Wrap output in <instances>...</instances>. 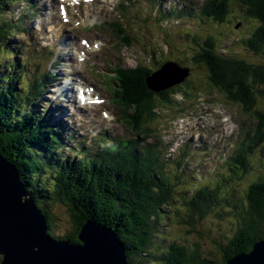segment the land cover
I'll use <instances>...</instances> for the list:
<instances>
[{"label": "trees", "instance_id": "trees-1", "mask_svg": "<svg viewBox=\"0 0 264 264\" xmlns=\"http://www.w3.org/2000/svg\"><path fill=\"white\" fill-rule=\"evenodd\" d=\"M6 4V0H0V6ZM234 4L245 7L247 17L262 23V27L247 45L254 53L264 55V0H206L204 10L207 15L214 16L215 22L223 24L228 20L229 14L237 11L230 10ZM4 14V8H0V20L3 21H0V152L17 167L25 190L45 218L50 239L81 244L78 238L80 228L90 221L116 234L125 248L127 264H225L240 253H249L255 243L264 239V167L253 169L247 159L255 154L258 146L264 145V111H255L257 116L254 118L259 125L257 129L248 131L262 135L258 139L259 145L252 140L241 142L234 158L238 165L227 168L230 174L223 172L217 175L211 185L204 183L191 187L184 184L180 189L176 188L182 184L180 177L166 176V166L162 165L153 147L150 150L147 146L141 148L139 155H135L134 162L131 157L123 156L122 160L114 164L100 159L98 165L96 158L84 157L78 164H73L71 170L64 172L58 159L54 161L51 158L64 157L65 150H50V136H45L43 130H40L43 118L38 117L39 113L34 106V96L44 89L42 86L46 80L41 81L40 75L31 73L30 63L27 64V72L13 55L16 51L10 45V37L14 27L10 28L13 24L4 19ZM203 34L189 32L186 36L193 39L196 49L194 52H183L182 48L186 55L180 58L179 52L176 60H180L179 63L185 66H180L182 69H189L187 73L190 71L192 75L205 76L210 87L223 92L228 102L239 106L249 116L258 101L264 99V63H248L235 54L226 56L220 51V37L217 39L213 35L207 37ZM188 59L196 64L187 66ZM167 62L176 63L174 60H165L159 65V69ZM149 75L154 74L143 71L137 81H128L122 93L126 95L129 92L145 108L150 109L144 119L128 122L139 141L144 140V135L152 136L156 133L148 125L155 108L153 101L160 99L165 105L171 104L170 95L164 96L168 90L160 88L155 94L148 92ZM180 78L184 76L178 75L173 79ZM26 80L28 89H19V84H25ZM125 103L124 101L123 104ZM251 108L253 110L248 111ZM139 122H142L141 126ZM42 126L48 127V124ZM159 138L155 137L156 142H159ZM42 141L45 143L42 144ZM54 141L55 138L52 142ZM60 141L62 142L61 139ZM251 142L254 145L249 146L250 149L245 152L244 147ZM65 147L67 154L73 155L69 147ZM44 150L50 151L47 157ZM142 153L149 155L143 163L137 160ZM62 163L65 166L67 160ZM232 164L233 160L228 162L229 166ZM247 176L252 181L245 187L244 201L236 200L233 210L225 215L218 209L219 204L228 202L231 206L230 200L238 197V193L231 189L232 184H243ZM194 177L199 178L198 175ZM52 204L66 205L73 221L70 222L74 224V228L68 233L61 235L54 232L56 225L51 212ZM210 215L220 222H225V218L231 216L237 226V230L233 231L235 234L225 237L223 243L210 240L216 247L213 258L199 249L198 245L193 250L182 237L163 239L167 242L166 246L164 243L158 244L162 238L158 229L169 216L173 221L176 220L184 234H196L203 239L204 234L196 226Z\"/></svg>", "mask_w": 264, "mask_h": 264}, {"label": "rangeland", "instance_id": "rangeland-1", "mask_svg": "<svg viewBox=\"0 0 264 264\" xmlns=\"http://www.w3.org/2000/svg\"><path fill=\"white\" fill-rule=\"evenodd\" d=\"M47 1V5L50 8V10H46L44 7L43 2H38V0H36V3L38 5L39 8H44L50 15L52 16H58V21L60 22V18H59V13H58V7L56 5V0H46ZM160 0H153L150 2V0H141L140 4H137L138 7H136V2L132 1V0H123V6L119 9V12L123 15V18H119L118 20H116L114 23L112 24H119L116 27L114 25L111 24V19L113 17H111L112 14H110V10L108 11L109 8H107V11H105V13L102 15V20H99L98 23L103 22V25L105 26L103 29V32H101L100 34H98L97 36L94 34L93 30L91 27H87L90 24V21H87L84 23V26L81 27H77L76 25H78L81 22V18H86L87 17V13L89 12L90 18L93 15L92 12H90V10L88 8H81V7H75L72 9L71 13L73 15V18H69L71 20L70 23L66 24L65 26V31L67 32V35H64L63 32L62 33V37L60 39H55L52 38V29H49L46 25L44 27H42L39 24V28L42 29L43 32L48 31L51 39L50 41H52V48L55 47H59L60 44L65 43L66 41V37H70L72 35L71 31L75 30V36L78 38V48H70V49H75L76 52L79 51L80 53H87V55H89V57L86 58L85 61V69L84 72L81 73V76L83 77V81L86 82L85 84L90 88V89H95L97 91H99V95L102 98L103 93L105 92V89L102 87L100 88L97 83L96 80L98 79L99 75L101 72H103V75H107V73L105 72H109L110 69H113L114 66L119 65L122 66V68L119 69V73L117 74V76L113 75L115 79L118 80L120 86L117 89L116 96L114 97V99L112 98L111 94L109 93V91L106 90L109 94L108 99L105 100L103 104L104 107H106L107 109H113V110H117L118 106L125 108L127 114H129L131 117L125 118L124 121H131V120H135L136 118H139L140 120L144 118V104L139 100H137V97L135 96H131L129 93H127L126 95H123V90L124 87L126 88V83L131 82L132 80L137 81L140 73H142L143 71L146 72V68L140 66L142 64H146L149 66H153L151 63V56L147 58V56L152 52H158L156 53V58H162L163 60H165V58L168 57V55H172L175 56V54L181 52V44L180 42L182 41H189L190 45L189 48H191L192 45V41L193 39L189 38L188 36H185L184 38H180L179 41H176V34L178 33L177 29L175 26H171L168 28L163 29H159L156 25H158V20L160 22V24L164 23V22H168L169 21V17L167 16L166 13H160L158 15V20L157 18V14L154 13L153 11V6H157L158 2ZM169 3H175L176 0H169ZM34 3V1H33ZM160 3V2H159ZM204 0H181L180 3H178V8H183L185 5H189L192 4L193 7L196 5H203ZM163 5V3L159 4V6ZM166 5H168V3H166ZM113 7V4L111 5ZM24 7V6H23ZM25 7L26 3H25ZM135 8H138L140 11L146 13L148 16L143 17V16H138L139 15V11L135 13ZM237 10V9H236ZM240 11V10H237ZM130 12V13H129ZM5 13V10H4ZM132 13V14H131ZM7 14H10V8L7 12ZM10 16V15H9ZM15 16H17V14L15 13ZM187 16V15H186ZM239 15L237 14L236 17H238ZM149 17V18H148ZM176 17V15L174 16ZM173 17V18H174ZM75 18H79V21L77 23H75ZM8 20H11V17H7ZM174 21L176 20V18L173 19ZM254 20V19H253ZM13 21L15 22V19L11 21L12 24ZM114 21V20H113ZM129 24L133 23V26L136 28L132 29L129 28L127 25V22ZM256 21V20H254ZM258 22V21H257ZM40 23V22H39ZM208 22L206 20H204V17H200L198 20L196 21H192L189 22V25L186 26V30H192L194 31V33L197 34H203V36H206L208 34H211L213 36H215L217 39L220 37V39H222L221 41H223V39H225L221 49L223 50L224 53H236L238 55L241 56L242 59H244L246 62L248 63H262L261 58L258 55L253 54V52L251 50H249L248 48H246L243 44H242V39L241 41H237L234 42L235 39H238V36L241 35H245L244 37H246L249 32H250V28H252L253 23L251 21H246L245 23L247 24H251L250 26H242L239 29H236V27H234L233 24H217L216 26L213 27V25H208ZM34 25V22L31 24ZM54 25V24H52ZM185 25V23H181V26L183 27ZM256 25H258V23H256ZM51 26V25H50ZM115 28V33L117 35L114 34L113 29ZM213 28V29H212ZM140 29L146 31L147 33L145 34L144 32H142ZM126 30H132L133 33L128 35L126 33ZM185 30V33H186ZM200 32V33H199ZM87 35H89L90 37H94V39H89L87 37ZM19 36V34H17V37ZM64 36V37H63ZM132 36V37H131ZM136 36V38H134ZM160 37L165 43L168 44V55L165 53L164 55L162 54V50L166 51L165 47L162 46L159 43V48H161V51H159L157 46H156V38ZM162 36L164 38H162ZM131 37V39H130ZM85 39L88 44L91 46V48H85V46L81 45L80 40ZM136 41L137 43L135 44L133 41ZM95 41H97L95 43ZM108 43V46L106 47V42ZM159 41H161L159 39ZM72 45L75 46V43L71 42ZM97 45L98 49L96 50L94 48V46ZM131 45V46H130ZM186 51L188 52H194L195 49H192L189 51V49H187ZM137 53H141L140 57L142 58V60L139 59V56L137 55ZM109 54V57H108ZM57 55H58V65L60 67L59 64V59H60V55H59V51H57ZM186 54L181 55L180 58H184ZM72 56V53L71 55ZM69 56V57H70ZM69 57H65V58H69ZM189 57V56H188ZM77 58V57H76ZM147 58V59H146ZM192 59V58H191ZM191 59H188L186 61L187 66L190 65H194L196 64L194 61H192ZM104 60V61H103ZM175 60V59H173ZM184 60V59H183ZM146 61V62H145ZM264 62V61H263ZM142 63V64H141ZM112 78V77H111ZM148 79V83L149 84H153L154 83V78L153 76L149 75L147 77ZM188 81V82H187ZM91 85V87H90ZM112 86H115V83H112ZM121 87V88H120ZM177 87V88H176ZM175 88H172L170 90H168L167 95L164 96H169V99L173 102V105H165L164 103H162L159 100H155L153 101V103L155 104V107H159V109L161 111V113L164 114L165 118L168 116V114L172 113L173 111H169L172 110L173 107H178L177 103L180 104V106H183L184 104H188L189 102H191L192 98L191 95H195L196 97L200 95V101H209V102H213L216 103L214 106V109L217 107L218 103H220L221 105H218V108L220 110V115L222 117V115H228L230 116L231 122L233 123V130L234 133L229 134L228 130H226L225 128L227 126H231V124H227L224 125L223 129L225 131L226 137L227 138V142L225 145H219L218 143H216V145H218L219 147H217V149H212V152H214L215 150H217V153L212 154L211 155H207V152H203L200 155L197 152V149L193 146L191 149H189V151L187 152V155L190 153L191 155H193L194 157H198V162H200L199 160H203V162L206 164V170L200 171L199 170V166H197L196 162H191L188 159L186 160H182L181 161V165L183 169V175L180 176V180L182 181V184H180L178 187V189H180L182 186H199V184H208L211 185L212 182H214L217 178V175L225 172L227 174H230L228 171L226 172V167L230 168V167H234L238 164H236L234 158H236V152L238 150V147L240 146L247 128H245V124L248 125V127H256L259 125V122L256 118H254V116L256 117V110H262L264 111V99L259 100L258 103L256 104V107L249 109L248 111H252L250 113L249 116H246L241 108L237 105H235L234 103L228 102L225 98V96L223 95V92H218L217 89H215L213 86L210 87L209 83L206 81L205 76H198V75H189V77L181 84L176 86ZM212 88V89H210ZM102 89V90H100ZM187 89V90H186ZM193 90V91H189V90ZM94 90V91H95ZM122 90V91H121ZM198 91L200 93H198ZM151 93H154L152 91H148ZM175 93L174 96H171V94ZM55 96L54 98H52L53 100H55ZM151 99H155L152 98ZM126 102L125 104H123V102ZM34 104H38V103H34ZM125 105V107H124ZM243 105V104H241ZM162 106V107H161ZM244 106V105H243ZM168 108V109H166ZM244 108H246V106H244ZM212 110V109H210ZM39 109L37 110L36 108V112L38 113ZM100 109L98 110V112L100 113ZM65 113V117L68 118L69 121H67V125L68 127L62 122L60 121V115H58L56 112L54 113H48L47 116L48 118H44L42 117V121H40V130H43L44 135L46 136L47 134L50 136V143L49 147L50 150L55 149V148H59L62 150H66V146H69L71 143H73V141L69 142L70 139L67 138L68 133H64V137H62L64 139V144L62 143L61 145H59L58 143V135L62 132V130L67 129L70 130L73 126L72 123H75L76 125H80L82 123H85V129L88 128L89 125H91V118L90 115L92 114L93 117L95 115V106L93 107H89V106H82L80 105V108H78L77 113L73 115L74 120L71 119V115L69 114L70 112H64ZM41 114L39 112L38 117H40ZM119 116V117H118ZM92 117V118H93ZM77 118V121H76ZM96 119L100 118V116L97 114ZM120 115L119 113H117L116 115V120L119 121ZM121 120V119H120ZM44 121V122H43ZM198 125H195V127L197 129H199L203 123L198 119L196 120ZM212 122L215 123V125L217 124V120L213 119V118H207V122ZM61 123L63 125H58V123ZM48 124L49 126H42L44 124ZM50 123H52V126H50ZM95 123L100 124L102 126V128L107 131H118L119 133L124 132L123 131V123L119 122L116 123V125H111L109 126L108 123H101L99 121H95ZM54 124V125H53ZM221 124V123H220ZM211 126V124H209ZM93 129L95 131H97L96 127L94 125ZM32 127V126H31ZM39 130V132H41ZM32 131H34V128L32 129ZM35 131H37V128L35 129ZM163 132V131H162ZM96 133V132H95ZM164 135V143L166 144H170L168 141H166V136L168 135L167 132H163L162 133ZM127 135V132H126ZM55 138V141L52 142V140ZM172 139V135L169 136V141ZM46 140V139H45ZM47 141V140H46ZM150 142V140H149ZM45 143V141H42V144ZM77 144L79 145L80 143L77 142ZM72 145V144H71ZM177 146L176 143H174L172 148H175ZM48 149V148H47ZM191 150V152H190ZM45 151V150H44ZM49 152H47V150L45 151V156L47 157V155H49ZM1 153V152H0ZM14 153V152H12ZM140 154V153H139ZM17 155V154H16ZM149 156L148 154L142 153L141 154V158L139 159L138 157V162H144L145 158ZM175 156V155H174ZM74 159V157H71ZM223 158L222 161L220 162H216L219 161ZM231 159L233 160V164L232 165H228V160ZM7 160L3 154L1 153V158H0V165L3 166V161ZM250 160V167L253 169H261L264 167V145H260L256 148L255 154L249 159ZM8 161V160H7ZM60 161H62L61 157H60ZM85 161H87L85 159ZM49 162L52 161L49 160ZM193 170L196 172L194 173V175H198L199 178L196 179V177L193 178V175L186 173L187 170ZM8 169V166H6L5 170L6 171ZM193 171V172H194ZM181 171H177L176 175L179 176V173ZM198 173V174H197ZM206 173V174H205ZM201 175V178L200 176ZM205 175V176H204ZM11 176V175H10ZM251 176V175H249ZM247 176L246 180L243 182V184H232L233 186L231 187V189L233 191H235L236 193H238V197L235 196L230 200L231 206L230 204L227 202L226 204H219V208L222 212H224L225 215H227L229 213L230 210H233L234 205L237 204L236 200H241L244 201L245 199V187L251 183L252 178ZM206 179H208V181H206ZM14 180V181H13ZM13 182L15 183L16 180L13 178ZM219 180V179H218ZM20 182H22L20 180ZM17 183V182H16ZM176 184V183H174ZM185 184V185H184ZM217 208V207H215ZM214 208V210H215ZM51 212L54 215L53 221L55 222V229L54 232L56 234H61L63 235L64 233H68L67 231H69L71 228H74V224L71 223L70 221H72V217L70 215V213L68 212V209L66 207V205L64 204H52L51 205ZM231 217V216H230ZM225 218V222H220L218 220V218H216L213 215H210L204 222L202 223H198L197 224V229L199 232H201L202 234H204V238L200 239L198 236H196V234H184V232L182 231V229L177 225L176 220L173 221V219L169 216L168 218H166L162 223H161V228L158 229L159 232V236H161V240L159 241L158 244L160 243H164V245L167 243H165L163 241V239L165 240H172V239H180V237H182L183 239L186 240V244L190 245V247L195 250L196 249V245H198V248L207 254L208 256H210L211 258H213L216 247L213 243H211V241L213 242H217V243H223V240L225 237L231 236L234 232V229L237 230V226L235 221L232 218ZM231 221H233V224L231 225ZM73 222V221H72ZM93 227L94 225L97 226L95 223H91L90 221H87L85 223V225H88L90 228ZM235 234V233H234ZM211 237V238H209ZM211 240V241H210ZM264 240V239H263ZM166 246V245H165ZM215 249V250H214Z\"/></svg>", "mask_w": 264, "mask_h": 264}, {"label": "bare ground", "instance_id": "bare-ground-1", "mask_svg": "<svg viewBox=\"0 0 264 264\" xmlns=\"http://www.w3.org/2000/svg\"><path fill=\"white\" fill-rule=\"evenodd\" d=\"M21 2H22V0H11V7L13 9H15L16 13H18V15L12 19V20L15 19V22L13 21L14 24L12 25V27H16L18 30H20V33H21V31L29 32V33L33 32L34 30L38 31V33L41 34V36H42L41 39H38V41H36L39 44V49L41 50V52H43L45 57L51 56L52 55V53H51L52 41H50L51 36H50L48 31L43 32L42 29L39 28V22L43 21L41 23L42 27H44V25H46L48 27V23L51 20L52 15H50L47 12L48 10H50V8L47 5V1L46 0H38V2H43L44 7L47 11L44 8H39V7L31 8L32 2L30 0H26V6L27 7H25V8L22 6L24 4V2L20 6ZM19 7H21L22 9L21 8L19 9ZM235 10H236V8H235ZM237 10H240V9H237ZM37 11L40 12V16L36 15ZM66 12L68 14V17H70L71 16L69 14L70 12H68L67 9H66ZM21 13H23L25 15V17H23L24 15ZM90 20H92V19L90 18V15L88 12L87 17L82 18V21L85 23V22L90 21ZM75 21H77V18ZM33 22H34V25H31ZM62 27L63 26L60 27V30ZM131 28L132 29L135 28L133 26V23H131ZM71 33H72V35L70 37L67 36V39L70 41H66L63 44H60L59 47L52 48L53 51H59V55L61 56L59 59L60 67L58 66L57 68H55V70H54L55 73H53L51 69H48V67L51 66V63L48 62L46 59H43V61H42V64L44 65L45 69H48L46 72H41V71L33 72V70H32V72L35 75H37V76L40 75L39 78L40 79L42 78L41 81H44V79L46 80L45 84L42 86V88H44V89L38 91V93L34 96V99H33L35 103H38L37 104V106L39 108L38 113L40 112L42 117H46L48 113H54V112H56V113L63 112L62 115H65L64 112H70L69 113L70 115H74L77 113V110H78V108H80V105L83 101L89 100V101L101 102L100 100L97 99V97L100 99H103V103H105L104 101L107 100L108 99L107 96H109L107 90L111 94L112 98H114L116 96L115 90L119 88L117 86H120L117 79L111 78L114 75L113 69H110V71H109L110 73L105 72V73H107V75H103L102 79L98 77V79L96 80L97 85L100 88L103 87L105 89L106 94L104 92H102L103 93L102 98L99 95V91H97V90L93 91L92 89H90L85 84L86 82L83 81V77L81 76V73L84 72L85 61H86V58L89 57V55H87V53H80L79 51L76 52L75 49H70L72 47L78 48V38L75 36L76 31L72 30ZM126 33L128 35H130L133 33V31L132 30H126ZM64 34L67 35V32H64ZM87 37L89 39H92V40L94 39L93 36L90 37L89 35H87ZM162 38H164V37L162 36ZM71 42L75 43V46H73L71 44ZM133 42L135 44L137 43L136 41H133ZM10 45H11V47L15 46L13 44H10ZM25 48H27V46H25ZM85 48L90 49L91 46L85 45ZM18 50H19V47L18 48L16 47V49H14L13 51L18 52ZM71 53H72V56H70ZM18 54H20V53H18ZM140 54L141 53H137V55L139 56V59L142 60V58L140 57ZM150 56H151V63L153 66H149L146 64H142V63H141L142 65H140V66H142L143 68L145 67L146 72H150V71L153 72V74H154L153 78L155 79L154 86H150V89H148V90L154 92V94L157 93V92H155L156 91L155 88H158V91L160 89V87L158 86V83H157L158 78H161L164 82L162 90H164V89L170 90L172 88H175L178 85H181L189 77V75L192 76V74L190 72L187 73L188 70L182 69L180 66H178L174 62H167L165 65H163L159 69V65L165 61V60H163V57L157 59L156 55L152 51L147 56V58ZM65 57H69V58H65ZM169 63L175 65L176 68L175 69L166 68L167 64H169ZM30 67H31V69L33 68V65L31 63H30ZM121 68H122V66H121ZM25 69L28 72V70H27L28 66L26 63H25ZM182 70H185L186 73L184 74L182 72ZM178 75L181 77L184 76L185 80H183L181 82H174L176 80L183 79V78L173 79V78H177ZM112 83H115V86H112ZM90 87H91V85H90ZM105 87H107V90ZM100 90H102V89H100ZM189 91L191 92V89ZM53 93H55L56 98H55V101L52 103L50 101V96H52ZM173 94H175V93H173ZM191 97H193L191 99L192 101L189 102L187 105L184 104L181 107L180 104L177 103V106L179 105L177 107V112H178L180 118H182V120H181L182 123L185 124V126H186L185 131L187 132V134H190L195 138L203 140V136H204L205 132L207 130H210L211 133L219 134L218 136H216L214 138V143H218V144L228 143L225 140V136H224L225 131H224L223 127H224V125L227 126V124H231V126H227L225 129L228 130L229 134H232V133H234L233 123L231 122L232 118L230 116L225 114V115H222V117H221L220 110L218 108V105H221V104L218 103L217 107L214 109V106L216 103L209 102V101H202L201 102L200 101V95L197 97L195 95H191ZM103 103H101L100 106H95V107L99 108L101 106H104L105 104H103ZM167 105H173V102L171 101V104H167ZM96 108H95V113L100 114ZM210 109H212V110H210ZM169 111H171V110H169ZM154 114H156L155 110H154ZM91 116L93 117L92 114H91ZM156 116H158V115L156 114ZM209 117L213 118L214 120L216 119L218 121L217 124L215 125V123H212V122L210 123L209 121L207 122V118H209ZM198 119L203 123V125L199 129H197L195 127V125H198V123L196 121ZM91 121H94V119H91ZM209 124H211V126ZM50 126H52V123H50ZM244 127L247 128V131H246V134H245L242 142L252 140V142L254 144L258 142V145H259L258 139L262 138V135H255L252 133H248L249 130H255L257 128L255 126L254 127H251V126L248 127V125H246V124ZM263 133H264V131H263ZM166 141H169V134L166 136ZM252 142L246 144V146L244 147L245 152L250 149L249 146L251 147V145H254ZM199 161L200 162L195 163V164H197V166H199V170L200 171L206 170L207 166L203 162V160H199ZM206 181H208V179H206ZM61 241H64V240H61Z\"/></svg>", "mask_w": 264, "mask_h": 264}, {"label": "water", "instance_id": "water-1", "mask_svg": "<svg viewBox=\"0 0 264 264\" xmlns=\"http://www.w3.org/2000/svg\"><path fill=\"white\" fill-rule=\"evenodd\" d=\"M166 68L176 66L169 63ZM183 80L185 77L174 82ZM157 83L162 89L163 80L158 78ZM3 166L0 165V264H127L123 244L109 229L84 225L78 235L81 244L50 239L45 218L27 196L17 168L7 160ZM225 264H264V240L255 243L249 253L238 254Z\"/></svg>", "mask_w": 264, "mask_h": 264}, {"label": "clouds", "instance_id": "clouds-1", "mask_svg": "<svg viewBox=\"0 0 264 264\" xmlns=\"http://www.w3.org/2000/svg\"><path fill=\"white\" fill-rule=\"evenodd\" d=\"M9 162V161H8ZM10 163V162H9ZM15 166V165H14ZM16 167V166H15ZM17 168V167H16ZM27 192V191H26ZM27 196L29 197L28 193H27ZM30 198V197H29ZM31 199V198H30Z\"/></svg>", "mask_w": 264, "mask_h": 264}]
</instances>
